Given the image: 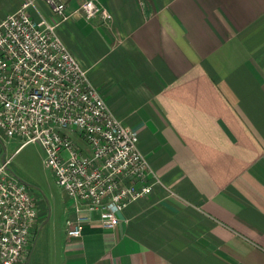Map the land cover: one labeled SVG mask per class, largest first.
<instances>
[{
	"label": "crops",
	"instance_id": "1",
	"mask_svg": "<svg viewBox=\"0 0 264 264\" xmlns=\"http://www.w3.org/2000/svg\"><path fill=\"white\" fill-rule=\"evenodd\" d=\"M21 1L0 0V16ZM82 1L64 0L56 31L137 131L151 187L114 226L93 213L72 236L75 200L56 182L59 211L31 193L37 221L17 264H264V0H96L107 21Z\"/></svg>",
	"mask_w": 264,
	"mask_h": 264
},
{
	"label": "built area",
	"instance_id": "2",
	"mask_svg": "<svg viewBox=\"0 0 264 264\" xmlns=\"http://www.w3.org/2000/svg\"><path fill=\"white\" fill-rule=\"evenodd\" d=\"M42 2L57 22L36 0L0 16V130L41 146L45 167L75 200L66 234L79 235L93 213L102 227L117 224L126 205L150 190L151 168L137 131L112 112L58 35L57 23L68 16L64 0ZM79 9L86 18L111 19L96 0H83ZM10 163L0 156V264L26 258L37 221L36 202Z\"/></svg>",
	"mask_w": 264,
	"mask_h": 264
},
{
	"label": "rangeland",
	"instance_id": "3",
	"mask_svg": "<svg viewBox=\"0 0 264 264\" xmlns=\"http://www.w3.org/2000/svg\"><path fill=\"white\" fill-rule=\"evenodd\" d=\"M21 143L19 137H7L0 130V153L10 157L9 167L13 174L33 195L47 198L50 205L53 204L59 211L60 190L50 170L43 163L44 152L41 146L36 142Z\"/></svg>",
	"mask_w": 264,
	"mask_h": 264
}]
</instances>
